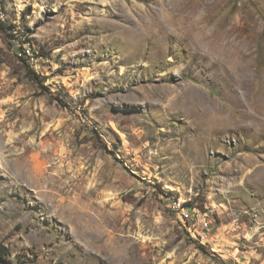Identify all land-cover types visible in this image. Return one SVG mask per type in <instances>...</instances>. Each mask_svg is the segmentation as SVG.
<instances>
[{
    "label": "rangeland",
    "instance_id": "1",
    "mask_svg": "<svg viewBox=\"0 0 264 264\" xmlns=\"http://www.w3.org/2000/svg\"><path fill=\"white\" fill-rule=\"evenodd\" d=\"M0 25L6 264H264V0H0Z\"/></svg>",
    "mask_w": 264,
    "mask_h": 264
},
{
    "label": "trees",
    "instance_id": "2",
    "mask_svg": "<svg viewBox=\"0 0 264 264\" xmlns=\"http://www.w3.org/2000/svg\"><path fill=\"white\" fill-rule=\"evenodd\" d=\"M1 28L6 29L7 27H1ZM19 50L22 51L24 55L23 57H21V59L28 64L29 59L27 60L25 58L27 56L26 50L23 49L22 47H20ZM9 257H10V250L6 246L0 244V264H6L8 262Z\"/></svg>",
    "mask_w": 264,
    "mask_h": 264
},
{
    "label": "built area",
    "instance_id": "3",
    "mask_svg": "<svg viewBox=\"0 0 264 264\" xmlns=\"http://www.w3.org/2000/svg\"><path fill=\"white\" fill-rule=\"evenodd\" d=\"M27 52V51H26ZM29 52V51H28ZM183 212L185 211V212H187L188 214L190 213V212H192L193 211V209L194 208H192V207H190V206H183ZM188 214H185V216L186 217H188L189 215ZM197 231V230H196ZM202 237H204V236H206L204 233H202V232H198Z\"/></svg>",
    "mask_w": 264,
    "mask_h": 264
}]
</instances>
